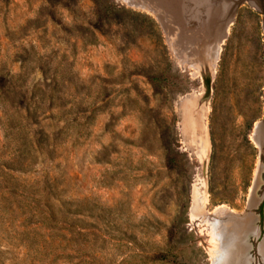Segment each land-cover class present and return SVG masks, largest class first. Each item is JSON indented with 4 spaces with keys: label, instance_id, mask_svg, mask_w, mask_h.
<instances>
[{
    "label": "rangeland",
    "instance_id": "obj_1",
    "mask_svg": "<svg viewBox=\"0 0 264 264\" xmlns=\"http://www.w3.org/2000/svg\"><path fill=\"white\" fill-rule=\"evenodd\" d=\"M168 1L0 0V264H264V0Z\"/></svg>",
    "mask_w": 264,
    "mask_h": 264
},
{
    "label": "bare ground",
    "instance_id": "obj_2",
    "mask_svg": "<svg viewBox=\"0 0 264 264\" xmlns=\"http://www.w3.org/2000/svg\"><path fill=\"white\" fill-rule=\"evenodd\" d=\"M169 4H170V2H169ZM157 6H159V5L157 4L155 7H157ZM258 143H259L260 147H262L264 149V140L262 138H261V140L258 139ZM260 170H261V168L257 172L258 179L260 176ZM216 211H217V209H216ZM234 224L236 225V230L234 232L230 233L229 237L224 236V233H223L224 227L219 228L218 227L219 223L214 222L213 224H211V225H213V228L211 231L212 237L217 238L220 241V243H223V245L225 247V255L221 258V260L218 262V264H248V262H249L247 260H245V261L241 260L242 248L238 245L236 246L235 245L236 243L234 245L231 244L230 241H228V239L230 237L233 239L237 238L236 240L242 241V245H243V243L248 242V240L250 239L249 237L251 236L249 234V233H251L250 232L251 223H249L248 221H242V220L238 221L237 220V221H235ZM233 246H236V247H233ZM262 249H264V246H262Z\"/></svg>",
    "mask_w": 264,
    "mask_h": 264
}]
</instances>
